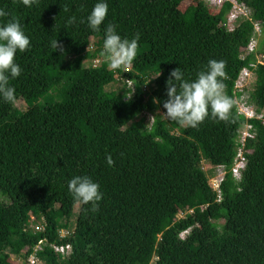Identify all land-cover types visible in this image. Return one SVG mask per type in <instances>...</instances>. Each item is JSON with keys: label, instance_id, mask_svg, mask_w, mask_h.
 Instances as JSON below:
<instances>
[{"label": "trees", "instance_id": "1", "mask_svg": "<svg viewBox=\"0 0 264 264\" xmlns=\"http://www.w3.org/2000/svg\"><path fill=\"white\" fill-rule=\"evenodd\" d=\"M237 1L261 21L264 35V0ZM96 2L38 0L27 8L19 0H0L8 13L0 24L18 20L31 45L15 57L22 69L9 81L15 102L0 99V195L9 200L0 202V264H11L12 254L25 258L43 238L38 256L45 264H264V125L238 115L233 99L239 72L255 60L253 53L241 57L251 21L229 31V3L210 15L201 0H107L105 21L93 31L86 17ZM72 16L77 22L66 25ZM108 24L122 38L140 34L131 65L107 67ZM55 39L63 52L53 50ZM261 41L258 53H264ZM210 59L225 62L223 92L233 102L229 118L210 113L195 128L162 119L171 70L179 67L185 80H194ZM253 73L254 82L244 90L247 101L261 109L264 63ZM116 79L124 86L129 80L132 88L103 90ZM61 84L55 97L36 103ZM18 98L25 110L16 106ZM145 112L153 114L149 129L140 116ZM246 122L255 136L245 141L250 152H244L246 164L235 179L229 168ZM170 123L182 126L179 135L170 133ZM219 165L226 172L218 198L208 182ZM76 175L97 182L103 198L96 211L81 206L72 235L58 240L61 219L70 220L80 205L67 187ZM29 212L43 217V231L26 227ZM56 241L71 245L68 257L54 253L50 244Z\"/></svg>", "mask_w": 264, "mask_h": 264}, {"label": "clouds", "instance_id": "2", "mask_svg": "<svg viewBox=\"0 0 264 264\" xmlns=\"http://www.w3.org/2000/svg\"><path fill=\"white\" fill-rule=\"evenodd\" d=\"M19 3L31 8L38 0H19ZM108 14L107 0H97L86 17L88 27L99 31L101 24ZM8 13L0 8V17ZM77 18L72 16L66 25L74 24ZM81 23L84 21L81 20ZM140 34H135L131 39L122 38L116 31V25L108 24L104 29L103 52L111 69H120L129 66L137 56ZM29 37L23 31L18 20L12 19L0 24V99L6 103L15 102V88L10 85V79H15L21 74V67L15 61L17 52H25L30 48ZM53 50L60 48L56 39L52 42ZM225 62L210 59L206 70L197 73L194 80H185L184 73L179 67L171 70L166 80L167 100L163 102L166 116L185 126L195 128L206 117L211 115L220 120H227L232 108V100L224 92L223 78L226 77ZM155 74L153 76H158ZM156 98H154L155 102ZM106 162L111 165L112 159L106 157ZM68 191L81 206L91 205V210L96 211L103 198L100 185L88 176L76 175L68 181Z\"/></svg>", "mask_w": 264, "mask_h": 264}, {"label": "built area", "instance_id": "3", "mask_svg": "<svg viewBox=\"0 0 264 264\" xmlns=\"http://www.w3.org/2000/svg\"><path fill=\"white\" fill-rule=\"evenodd\" d=\"M205 5L211 8H221L225 3L230 4V9L226 14V26L229 31L234 30L238 25L239 21L250 20L253 25V31L247 45L242 48L241 57L244 58L246 55L253 53L255 55V60L249 63L248 67H244L239 72L237 80L234 84V103L236 105V112L238 115L245 117L248 121L249 119H258L264 125V108L257 109L253 103L247 101L248 95L247 91L244 89L248 88L255 80L253 69L256 64L264 63V53H258L257 49L260 42V36L262 35V23L259 20H252V10L243 2L237 0H201ZM95 62H98L95 60ZM126 86L131 87V82L126 80ZM255 132L253 125L246 122L239 130L237 139V148L235 158L233 160L232 166L229 168V172L235 179H240L241 172L246 164V157L244 152H250V150L244 149L245 141L249 138H254ZM213 175L209 179L210 187L217 193L218 198L220 197V183L223 180L225 174V168L223 166H217L213 169ZM29 219L27 221L26 227L31 231H43L44 223L43 217L39 219L32 213L29 212ZM74 228L70 229V226L58 227L57 237L58 240L68 238L72 235ZM186 232L182 233L185 234ZM46 244V239H40L36 244L33 245L28 255L23 258V255L16 254V258L10 257L13 260V264H45L38 256V253L43 251V246ZM50 247L55 254H59L61 259L68 257L71 251V245L69 243L60 244L54 242L50 244ZM152 259H155L154 257Z\"/></svg>", "mask_w": 264, "mask_h": 264}, {"label": "rangeland", "instance_id": "4", "mask_svg": "<svg viewBox=\"0 0 264 264\" xmlns=\"http://www.w3.org/2000/svg\"><path fill=\"white\" fill-rule=\"evenodd\" d=\"M190 1H192V0H186V2H184V3H189ZM184 5L182 4L181 5V7H183ZM205 8L208 10V13L210 14V15H214V14H216V10L215 9H213V8H211V7H208V6H206L205 5ZM213 9V10H212ZM262 39V41H261V44H262V47L264 46V35H262V36H260V40ZM91 49L92 48H90L89 47V51H91ZM95 60H97L98 61V59H94L93 60V63H94V65H97L98 64V62H95ZM105 60V59H104ZM107 62V61H106ZM107 67L108 68H110L109 66H108V62H107ZM153 76H151L150 77V79H149V81H150V83L152 82V78ZM62 85L63 84H61V85H58L57 87H55L52 91L50 90L49 92H47V93H44V95L43 96H41V98L36 102V103H38L39 105H41V104H44L45 102H47V101H49L51 98H53V97H55V96H52V95H54L55 93H57V92H59V89L62 87ZM127 88V86L125 85H123V82H122V80L121 79H116L115 81H113L112 83H110V84H108V85H106L105 87H103V90L104 91H111V90H114V91H116V92H118V93H121L124 89H126ZM150 88H151V86L150 85H147V87H146V89H145V92L146 93H148V91L150 90ZM16 106L20 109V110H25L26 108H27V106H26V103L21 99V98H18L17 100H16ZM160 115V117L162 118V119H165L166 118V115H164V114H162V113H159ZM140 116H144V118H145V122H146V124H147V129H149L150 128V126H151V124H152V120H153V114H150V113H147V112H145V113H142V115H140ZM168 129H169V131H170V133L171 134H174V135H179L180 133H181V130H182V126L181 125H173L172 123H170V124H167V126H166ZM158 147H159V149L162 151V152H164V148L162 147V145H161V143L158 141ZM202 160H204V159H202ZM203 163H201L200 165H202V168H204V170H206L208 167H207V163L205 162V160L204 161H202ZM206 168V169H205ZM203 170V169H202ZM9 200H8V198L7 197H5V196H2V195H0V202H8ZM81 207V205H78V204H76L75 206H74V208H73V212H72V215L70 216V220H66L65 218H62L61 219V226L60 227H65V226H70V229L71 228H73V224H74V222H75V219H76V217H77V215H78V213L80 212V208ZM59 223H60V220H59ZM69 224V225H68ZM10 257H14V258H16L17 256H16V254H12V255H10ZM9 257V260L11 259ZM11 264H13V260H10L9 261ZM14 264H15V262H14Z\"/></svg>", "mask_w": 264, "mask_h": 264}]
</instances>
